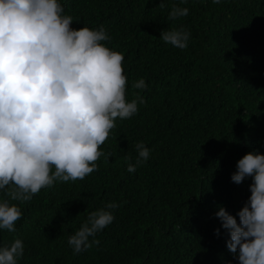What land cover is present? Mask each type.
I'll use <instances>...</instances> for the list:
<instances>
[{
    "label": "trees",
    "instance_id": "16d2710c",
    "mask_svg": "<svg viewBox=\"0 0 264 264\" xmlns=\"http://www.w3.org/2000/svg\"><path fill=\"white\" fill-rule=\"evenodd\" d=\"M59 2L73 29L106 30L105 46L124 56L127 99L144 103L116 120L97 171L10 201L22 217L15 232L0 230V246L21 239L18 264H238L215 213L223 207L239 223L251 178L230 177L245 154L264 155V0ZM181 29L183 50L159 39ZM141 79L146 88H133ZM138 142L150 155L129 172ZM101 209L114 220L74 254L69 236Z\"/></svg>",
    "mask_w": 264,
    "mask_h": 264
},
{
    "label": "clouds",
    "instance_id": "9594fccd",
    "mask_svg": "<svg viewBox=\"0 0 264 264\" xmlns=\"http://www.w3.org/2000/svg\"><path fill=\"white\" fill-rule=\"evenodd\" d=\"M180 15H187V9ZM72 24L59 0H0V193L7 197L0 199V230L9 233L22 217L10 201L27 203L58 181L84 180L97 171V161L110 155L100 149L116 120L132 118L138 103H144L139 96L127 99L124 56L105 46L110 40L106 30H77ZM189 35L182 29L163 30L159 39L183 50ZM132 87L144 89L146 84L141 79ZM136 149L129 172L150 155L142 142ZM248 178L250 196L236 214L239 223L223 207L215 216L238 264H264V155L256 151L239 159L230 177L237 185ZM113 220L103 209L90 213L68 238L74 254L99 244L89 237ZM23 255L21 239L0 246V264H18Z\"/></svg>",
    "mask_w": 264,
    "mask_h": 264
}]
</instances>
